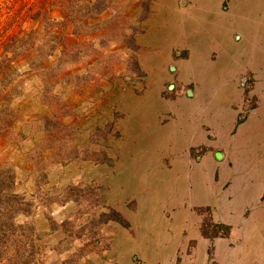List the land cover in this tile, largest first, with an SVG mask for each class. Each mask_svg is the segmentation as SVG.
<instances>
[{
    "label": "rangeland",
    "instance_id": "obj_1",
    "mask_svg": "<svg viewBox=\"0 0 264 264\" xmlns=\"http://www.w3.org/2000/svg\"><path fill=\"white\" fill-rule=\"evenodd\" d=\"M232 3L218 0L223 15ZM51 4L0 0L2 13L7 7H11L7 14L20 9L8 34L31 31L30 42L42 49L37 60L42 58L40 65L46 66L26 72L27 58L13 62L9 106L13 117L9 126L0 127V264H192L194 241H181L172 254L159 235L160 210L147 202L150 191L145 189L140 160L133 164L137 147L128 141L132 124L145 107L151 111L152 93L163 104L160 120L176 118L179 125L196 118L199 106L193 99L202 102L213 88H222L213 97L216 102L223 105L232 99L235 93L223 96V82L209 87L207 80L192 77L188 67L232 66L235 72L240 66L239 62L234 67L232 60L236 49L244 67L236 78L241 105L236 124L256 107V89L262 92L247 124L260 106L264 108V32L258 33L261 59H255L259 67L253 71L248 63L254 62L249 54L256 45L251 26L244 25L241 32L225 30L229 41L221 36L222 44L235 48L224 64L223 49L205 45L198 53L200 48L180 40L182 34L172 28L199 8L194 0H77L70 10L65 7L72 12L74 25L69 17L63 20L58 7L49 9ZM259 8L264 10V0ZM36 10L46 11L48 21L42 14L34 17ZM5 18L2 14L0 27ZM61 21L64 25L59 27ZM74 26L75 35L70 33ZM62 27L66 43H76L73 52L66 44L43 56L42 44L49 42L44 28L58 36ZM172 31L178 37L174 42L169 38ZM198 87L203 93H196ZM145 118L150 120L151 112ZM136 137L132 136L137 143ZM188 138L179 135L160 145L179 154ZM244 144L239 153L250 154ZM213 149L217 148L198 144L188 147L187 156L197 163ZM180 158L174 170L160 171V176L168 181L178 172L180 181H186L189 173ZM193 211L201 218L198 235L207 242L203 264H215L212 241L226 236L229 228L212 221L208 207ZM164 217L170 214L164 212Z\"/></svg>",
    "mask_w": 264,
    "mask_h": 264
},
{
    "label": "crops",
    "instance_id": "obj_2",
    "mask_svg": "<svg viewBox=\"0 0 264 264\" xmlns=\"http://www.w3.org/2000/svg\"><path fill=\"white\" fill-rule=\"evenodd\" d=\"M241 1L233 0L229 13L223 15L218 0H194V4L199 8L190 10L192 19H182L180 24L172 29L179 30L182 34L180 40L200 48L198 53L203 52L205 45L223 49L224 64L226 57H229L235 48L222 44L221 36L223 41L227 39L225 30L237 28L241 32L244 25L251 26L256 45L253 44L251 50L249 48L250 58H253L254 62L252 60L248 63L251 69L256 71L259 62L257 64L255 59H261L258 33L264 32V10L259 8L260 0H252L251 5H248L249 0ZM169 38L172 42L178 39L173 31ZM238 51L235 50L236 54L232 59L234 67L240 62L235 72L232 71V66L222 70L219 65L213 67L209 64L205 68V63L204 68L195 65L188 67L192 77L207 80L209 87L219 86L223 82V96L235 93L232 99L223 105L216 102L213 97L218 92L221 93L222 88H213L202 102L199 97L193 99L192 103L199 106L196 118L179 125L175 117H169L165 122L160 120L164 111L163 104L157 94L152 93L155 102L152 106L148 103L152 107L151 111H148L151 112V119L145 118L148 114V107H145L138 113L139 116L132 124L133 128L131 127L132 136L138 134V138H135L137 143L132 136L128 140L132 143V148L137 147L132 149V159L135 161L133 164L140 160L139 163L146 173L145 189L150 191L147 202L154 204L155 211L160 210L158 232L162 241L167 242L165 246L171 249L172 254L176 253V246L181 245V241L184 240L185 244L190 240L194 241L190 259L192 264H203L206 245V240L198 235L200 215L193 211V208L198 206L208 207L210 219L229 228L226 236L217 237L212 241L215 264H264V143L261 141L262 137L264 140V108L260 106L254 117L245 124L250 114L259 107L257 99L262 92L257 88L256 107L248 111L241 123L236 124L241 107L236 78L244 68L243 58H239ZM193 56H197V52ZM198 90L201 91L199 87L196 93L200 94ZM201 92L203 93V90ZM185 134H188L189 138L184 152L173 154L171 150L164 147L162 149L160 143L163 141L167 143L171 138L174 140L175 136ZM256 138L258 142H254ZM249 141L250 143H247ZM243 142L245 148L251 151L250 154L239 153L242 147L240 144ZM198 144H211L217 149H213L211 154L206 151L199 162L191 163L187 149ZM215 150L221 153L218 161L213 156ZM181 156L184 158L185 171L189 173L186 181H180L182 176L178 172L168 181L162 178L160 171L163 173L171 168L174 170L173 166L179 162ZM151 173L155 174L154 178L150 176ZM164 212H168L170 218H165Z\"/></svg>",
    "mask_w": 264,
    "mask_h": 264
},
{
    "label": "trees",
    "instance_id": "obj_3",
    "mask_svg": "<svg viewBox=\"0 0 264 264\" xmlns=\"http://www.w3.org/2000/svg\"><path fill=\"white\" fill-rule=\"evenodd\" d=\"M51 0V3H54V7L59 8V12L61 14V17L63 20H67V17H69V21H71V24L74 25V17L72 12H68L65 10V7L70 8V6L74 5L77 0ZM43 4V3H42ZM53 5L51 4L49 9H52ZM42 8V5L40 6ZM1 6H0V17L2 14H5L7 18H5L6 22L0 27V127H7L10 125L12 121V112L9 108L10 101H11V91L13 89L12 86V73L15 72L13 62L15 59H24L27 58L28 62H25L28 65V70L31 71L32 69H45V65H40L42 62L41 60H37L39 53H41V48L38 46L37 48L33 46V44L30 42V35L32 32L25 31L21 32V35L14 34L9 35L7 32V29L9 26H11L16 20L17 17H19V10L13 11L10 14H7L11 7H7L3 13L1 12ZM72 9V8H71ZM70 10V9H69ZM46 11H40L36 10L34 13V17H37L38 15L43 16L45 15ZM88 17H91L90 14H88ZM8 20V21H7ZM48 21L46 18H44V22ZM1 23V20H0ZM55 22L54 24H56ZM59 24V27L61 25H64V22L61 21L57 23ZM63 27L59 29V35L57 36V33L53 30H46L44 28V34H47L49 36V42L47 45L42 47H45V51L43 52V56L50 55L54 52V50L57 49L58 46L65 47L66 38L64 37L63 33ZM71 34H77L78 31L76 30L75 26L70 29ZM75 42L67 44L68 52L72 53L73 48L75 46ZM42 56V54H41ZM39 64V65H38ZM39 67V68H37ZM2 103V104H1Z\"/></svg>",
    "mask_w": 264,
    "mask_h": 264
},
{
    "label": "water",
    "instance_id": "obj_4",
    "mask_svg": "<svg viewBox=\"0 0 264 264\" xmlns=\"http://www.w3.org/2000/svg\"><path fill=\"white\" fill-rule=\"evenodd\" d=\"M188 95L190 94V91L189 90H187V92H186ZM214 157L215 158H220L221 157V153L220 152H218V151H216V152H214Z\"/></svg>",
    "mask_w": 264,
    "mask_h": 264
},
{
    "label": "bare ground",
    "instance_id": "obj_5",
    "mask_svg": "<svg viewBox=\"0 0 264 264\" xmlns=\"http://www.w3.org/2000/svg\"><path fill=\"white\" fill-rule=\"evenodd\" d=\"M227 19V18H226Z\"/></svg>",
    "mask_w": 264,
    "mask_h": 264
}]
</instances>
